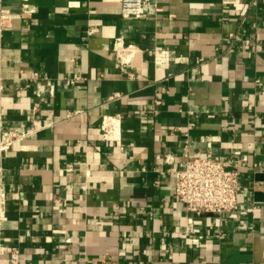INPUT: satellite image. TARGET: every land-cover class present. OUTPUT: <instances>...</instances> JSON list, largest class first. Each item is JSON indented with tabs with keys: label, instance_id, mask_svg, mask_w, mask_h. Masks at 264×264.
I'll return each instance as SVG.
<instances>
[{
	"label": "crops",
	"instance_id": "0c3cea01",
	"mask_svg": "<svg viewBox=\"0 0 264 264\" xmlns=\"http://www.w3.org/2000/svg\"><path fill=\"white\" fill-rule=\"evenodd\" d=\"M155 1L0 0L4 264H264V0ZM187 140L246 155L240 207L193 231L165 161Z\"/></svg>",
	"mask_w": 264,
	"mask_h": 264
},
{
	"label": "built area",
	"instance_id": "2783aa9c",
	"mask_svg": "<svg viewBox=\"0 0 264 264\" xmlns=\"http://www.w3.org/2000/svg\"><path fill=\"white\" fill-rule=\"evenodd\" d=\"M156 6L155 0H121V14L124 18H144L150 15ZM6 9L0 2V32L5 28L7 21L12 18L11 15L5 17ZM35 10L32 4H23L24 13H33ZM33 75L37 76V72ZM83 78V75L77 74L68 79L71 84H74ZM36 92L39 95L42 93L40 89ZM119 96L117 92L111 95L112 98ZM114 120L112 116L104 117L103 131L106 139L111 137ZM17 137L14 128L8 132H0V153ZM245 159L246 155L222 157L195 153L190 150L188 140L184 148V160L179 164H175L174 154H166L165 161L172 164L171 170L176 177L175 193L189 213L187 230H194L192 216L194 212L224 214L240 207L242 197L240 165ZM14 252L18 253V248H14ZM0 264H4L1 258Z\"/></svg>",
	"mask_w": 264,
	"mask_h": 264
},
{
	"label": "bare ground",
	"instance_id": "6f19581e",
	"mask_svg": "<svg viewBox=\"0 0 264 264\" xmlns=\"http://www.w3.org/2000/svg\"><path fill=\"white\" fill-rule=\"evenodd\" d=\"M1 190H2V189L0 188V211H1V193H2Z\"/></svg>",
	"mask_w": 264,
	"mask_h": 264
}]
</instances>
